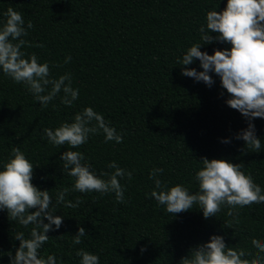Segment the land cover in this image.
Listing matches in <instances>:
<instances>
[{
    "label": "trees",
    "instance_id": "obj_1",
    "mask_svg": "<svg viewBox=\"0 0 264 264\" xmlns=\"http://www.w3.org/2000/svg\"><path fill=\"white\" fill-rule=\"evenodd\" d=\"M226 0H0V20L11 7L22 13L33 27L25 37L26 53H35L40 62L48 61L54 77L64 72L73 76L79 99L67 107L56 98L41 108L25 87L0 73V160L13 147L20 148L34 165L32 183L53 196L70 187L73 178L61 170L60 153L41 139L42 129L70 121L86 106L102 113L124 139L120 144L105 143L103 135L90 137L78 150L88 158L97 174L110 172L107 164L133 170L125 185V202L116 203L114 194L69 192L66 199L81 203L78 208L57 205L65 216L58 231L50 237L43 254H55L63 264H78L77 248L98 254L100 264H180L191 247L206 241L210 234H221L234 251L255 254L253 242L264 243V207L240 212L238 231L224 225L233 221L227 209L205 219L192 209L171 216L146 197L153 188L148 178L153 167L164 169L162 179L184 183L195 190L194 171L202 158L227 159L240 163L244 171L264 188V153L242 151L243 142L230 138L244 128L238 111L225 100L218 77L208 87L181 75L177 57L199 39L198 29L206 12L222 10ZM43 45V47H40ZM213 43L200 50L212 54ZM71 56L64 64V57ZM187 67H195L196 61ZM224 92V95H221ZM52 105H55L53 107ZM264 138V122H256ZM77 150V149H73ZM56 213L59 215L60 213ZM79 226L88 235L80 245H72ZM235 226V224H233ZM31 225H29V229ZM25 231L0 212V252L13 250L18 241L13 230ZM145 248L141 252V248ZM8 257L0 259L7 264Z\"/></svg>",
    "mask_w": 264,
    "mask_h": 264
},
{
    "label": "clouds",
    "instance_id": "obj_2",
    "mask_svg": "<svg viewBox=\"0 0 264 264\" xmlns=\"http://www.w3.org/2000/svg\"><path fill=\"white\" fill-rule=\"evenodd\" d=\"M217 9L206 12L198 29V41L187 47L176 63L181 66L182 76L208 87L215 83L214 77H218L221 89L228 94L225 103L241 114L246 126L230 138L221 139V143L242 141V151L264 153V138L259 136L256 127L257 121L264 122V0H226L224 8ZM2 15L0 73L24 86L41 108H48L56 98L64 106H73L79 99L80 89L73 87L72 74L64 72L54 77L48 61L40 62L34 52L24 51L31 46L25 39L33 27L31 21L26 24L22 13L11 7ZM213 43L226 47L214 48L212 54L200 50ZM70 61L71 56H65L63 63ZM196 61L201 71L187 67ZM99 134L103 135L105 143L120 144L124 139L92 106L75 112L70 121H63L55 128L42 129V140L53 147L67 146L63 147L59 161L62 172L74 181L70 187L57 190L55 202L48 190L32 183L33 170L38 165L20 148L13 147L8 156L0 160V212H6L11 222L28 230L27 235L25 231L13 230L11 237L19 242L18 246H14V253L12 249L0 252V259L6 255L7 264H63L61 258L55 254L45 255L42 250L50 239L48 233L58 231L65 218L56 206L78 208L81 203L79 198L75 202L66 199L69 192L114 194L116 203L125 202L126 187L120 181H131L133 170L113 160L107 164L110 172L97 174L85 154L78 150L90 137ZM198 162L200 166L192 176L195 190L184 183L170 185L161 178L164 169L153 167L148 174L153 188L146 197L154 199L157 207L162 206L171 216L195 208L205 219L217 218L218 213L227 209V215L234 220L223 223L235 230L234 236L241 237L234 213L237 209L244 212L254 206L264 207V188L256 184L240 163L223 158H202ZM86 235L85 228L79 226L72 235V245H80ZM253 247L254 255L244 250L234 251L226 244L224 235L210 234L206 241L191 247L180 264H264V243L257 239ZM145 250L141 248V252ZM75 255L79 258L78 264H100L99 255L84 248H77Z\"/></svg>",
    "mask_w": 264,
    "mask_h": 264
}]
</instances>
